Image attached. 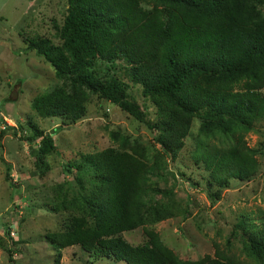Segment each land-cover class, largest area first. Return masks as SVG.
I'll return each instance as SVG.
<instances>
[{
    "label": "trees",
    "instance_id": "1",
    "mask_svg": "<svg viewBox=\"0 0 264 264\" xmlns=\"http://www.w3.org/2000/svg\"><path fill=\"white\" fill-rule=\"evenodd\" d=\"M66 3L55 33L58 42L25 37L26 49L41 54L60 79L35 95L30 106L39 116L75 122L85 114L88 93H95L154 129L158 146L149 160L141 142L113 131L116 145L78 154L71 166L88 171V187L71 200L76 212L62 229L44 234L56 256L60 248L78 244L94 258L125 264H242L217 243L212 254L196 258H180L165 245L149 224L174 215V203L165 196L170 189L158 187L156 180L153 185L150 177L163 176L165 157L176 156L194 117L198 125L191 158L205 171L210 201L219 199L229 179H248L256 172L260 149L248 145L244 134L264 118V0ZM97 60L105 63V73H99ZM118 60L154 104V120L128 96L126 82L108 72ZM35 136L42 160L55 144L50 131L34 129L27 138ZM157 192L161 197H155ZM238 223L246 233L245 255L262 264L264 215L258 223ZM139 225L143 241L131 243L121 235Z\"/></svg>",
    "mask_w": 264,
    "mask_h": 264
},
{
    "label": "rangeland",
    "instance_id": "2",
    "mask_svg": "<svg viewBox=\"0 0 264 264\" xmlns=\"http://www.w3.org/2000/svg\"><path fill=\"white\" fill-rule=\"evenodd\" d=\"M66 5V0H0V264H125L94 258L78 244L60 248L57 257L44 234L62 229L76 212L71 200L88 187V171L71 166L80 159V152L116 145L114 132L141 142L149 160L158 146L154 129L95 93H88L85 114L75 122L39 116L30 106L35 95L59 84L60 79L41 54L26 49L25 37L41 35L58 42L55 33ZM118 61L108 72L114 71L126 82L128 96L146 118L154 120V104L141 94L140 84L129 79ZM95 65L100 74L106 72L103 61L97 60ZM261 91L264 94V85ZM197 125L198 118H192L183 146L173 159L165 157L163 176L150 177L153 185L156 180L158 187L170 189L164 195L174 203V215L149 226L180 258L212 254L213 243H217L242 264H261L245 255L246 233L238 222L258 223L264 215V118L254 121L244 134L248 145L260 149L256 172L248 179H229L219 199L213 201L204 192L205 171L191 158ZM34 129L50 131L55 144L42 160L36 149L39 137L27 138ZM121 235L131 243L145 238L140 225Z\"/></svg>",
    "mask_w": 264,
    "mask_h": 264
},
{
    "label": "built area",
    "instance_id": "3",
    "mask_svg": "<svg viewBox=\"0 0 264 264\" xmlns=\"http://www.w3.org/2000/svg\"><path fill=\"white\" fill-rule=\"evenodd\" d=\"M11 233H14L13 231H10Z\"/></svg>",
    "mask_w": 264,
    "mask_h": 264
}]
</instances>
